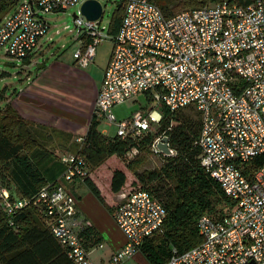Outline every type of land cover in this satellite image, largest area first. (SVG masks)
Listing matches in <instances>:
<instances>
[{"label": "built area", "instance_id": "built-area-1", "mask_svg": "<svg viewBox=\"0 0 264 264\" xmlns=\"http://www.w3.org/2000/svg\"><path fill=\"white\" fill-rule=\"evenodd\" d=\"M85 1H18L0 21V51L30 62L51 28L44 15L76 9L75 66L86 69L103 40L112 44L95 101L96 119L116 126L120 139L135 141L157 132L163 110H194L200 120L199 164L230 203L221 218L201 216L202 242L183 253L173 248L165 264H264V0H220L168 17L152 0H118L123 14L114 35L101 26L103 7L96 21L81 15ZM140 94L152 107L117 122L113 108ZM165 133L150 146L156 155L165 156L156 147ZM167 147L172 156L168 139ZM59 161L64 171L55 183L29 198L0 187V209L16 230L14 218L36 208L72 264H95L91 249L101 250L103 244L86 246L81 234L91 225L78 216L69 190L84 184L89 166L80 153L63 154ZM118 196L111 217L124 245L109 264L133 258L162 231L167 216L163 204L144 189Z\"/></svg>", "mask_w": 264, "mask_h": 264}, {"label": "trees", "instance_id": "trees-1", "mask_svg": "<svg viewBox=\"0 0 264 264\" xmlns=\"http://www.w3.org/2000/svg\"><path fill=\"white\" fill-rule=\"evenodd\" d=\"M8 1L5 3L7 13L14 9L18 0ZM152 1L168 17L179 13L178 10H193L220 0ZM122 14L121 5L117 4L109 34L117 32ZM191 112L195 116H188L183 110L174 113L163 110L157 132L135 141L103 136L97 130L99 121L93 115L79 148L73 152L80 153L87 164L92 162L97 167L104 163L106 157L124 158L136 150V158L126 165V169L134 175V185L151 193L167 212L163 231L149 238L141 248L150 264H165L173 248L183 253L199 245L202 239L197 230L198 219L203 215L221 218L230 206L219 185L199 164L201 151L195 142L199 136L200 120L196 112ZM36 130H50L72 138L68 133L24 120L10 103L0 108V187L17 198L35 195L48 183H55L64 171L51 149L36 141ZM163 131H166L174 154L163 156L159 170L138 173L136 167L142 163L138 155L149 153L152 142ZM126 182L127 176L123 171H113L111 192L120 193ZM84 184L111 213L113 208L105 204L99 189L89 177ZM7 221L0 209V264H72L45 227L43 217L36 208L29 207L14 218L16 230L9 227ZM81 235L87 247L101 243L92 227L86 228Z\"/></svg>", "mask_w": 264, "mask_h": 264}, {"label": "rangeland", "instance_id": "rangeland-1", "mask_svg": "<svg viewBox=\"0 0 264 264\" xmlns=\"http://www.w3.org/2000/svg\"><path fill=\"white\" fill-rule=\"evenodd\" d=\"M20 1V0H18ZM17 1V2H18ZM8 0H0V21L6 16L7 10H5V3ZM103 7V16L101 18V26L106 29L109 28L112 15L116 9L118 0H100ZM76 9H69L65 12L57 14H47L44 18L49 22L51 28L45 38L40 42L41 48L38 50L35 56L30 60V64L25 66L22 61L9 58L4 51H0V108L7 106V98H11L15 90H18L23 83L26 82L28 77L34 78L37 73L38 67H47L54 63L57 59L72 64L73 53L78 49V42L76 38V31L73 24V13ZM177 11V10H176ZM177 12H180L179 10ZM58 32V34L56 33ZM107 32L105 31V34ZM112 44L108 40L103 42L96 48V56L93 62L87 68L88 71H93L96 75H102L103 65H105L107 58L111 52ZM72 62V63H71ZM93 64V65H92ZM85 69V68H84ZM86 69V70H87ZM152 103L146 98L145 95L140 94L134 99L125 102L121 105H116L112 112L117 122L128 120L135 112L150 109ZM192 109L183 110V113L188 116H195ZM94 112V110H93ZM97 130L100 134L105 137H114L117 132L116 126L109 127L104 122H99ZM36 141L39 142L45 148L51 149V151L59 158L63 154L73 153L79 148L77 138L75 137H64L57 133H53L50 130L41 131L36 130L35 132ZM86 132L82 131L78 136L84 137ZM79 138V137H78ZM138 154V153H137ZM136 153L131 152L124 158H118L116 156L106 157L104 163L97 166L92 162H88L89 175L95 183H99L101 195L108 197L110 194L109 184L111 181L112 173L115 170L123 171L127 176V182L121 192L127 193L133 189H138L135 186L134 175L126 169L128 163L133 162L137 156ZM138 159L141 160V164L136 167L138 173L143 171H156L159 170L163 164V156L154 154L151 149L149 153L138 155ZM69 190L74 196L76 201H81L88 195L94 198L99 205L102 204L96 199L93 193L89 190L86 185H70ZM120 192V193H121ZM120 193H116L118 195ZM87 199V197L85 198ZM116 206V205H115ZM114 206V207H115ZM113 207V208H114ZM104 212L107 210L102 207ZM98 215V214H97ZM163 231V230H162ZM90 257L96 264L109 263V257H103L105 250L97 248L91 249ZM99 262V263H98ZM123 264H150L146 255L142 251L136 253L133 258H130L123 262Z\"/></svg>", "mask_w": 264, "mask_h": 264}, {"label": "crops", "instance_id": "crops-1", "mask_svg": "<svg viewBox=\"0 0 264 264\" xmlns=\"http://www.w3.org/2000/svg\"><path fill=\"white\" fill-rule=\"evenodd\" d=\"M111 52L103 65L102 75L88 71V67L87 70L78 68L74 62L70 64L57 59L50 66L41 67L34 78L28 77L14 91L13 96L7 98V102L26 121L68 133L75 138L81 137L78 134L87 131L92 119L97 93ZM92 182L100 191L99 183ZM76 184L79 185H72ZM86 197L84 201H76L77 214L97 232L103 244L102 250H105L103 257L110 258L124 245V237L113 222L111 213L104 212V206L101 207L94 198ZM102 197L111 208L119 202V196L111 190L108 197Z\"/></svg>", "mask_w": 264, "mask_h": 264}, {"label": "water", "instance_id": "water-1", "mask_svg": "<svg viewBox=\"0 0 264 264\" xmlns=\"http://www.w3.org/2000/svg\"><path fill=\"white\" fill-rule=\"evenodd\" d=\"M80 12L81 15L88 21H96L102 16V5L97 0H87L81 5ZM72 17L74 19L76 17V14L73 13ZM29 64L30 62L27 61L24 65L28 66ZM40 68L41 67L37 66L36 72H38ZM156 147L158 151L165 156H171V151L167 147V137L161 138V140L156 144Z\"/></svg>", "mask_w": 264, "mask_h": 264}]
</instances>
